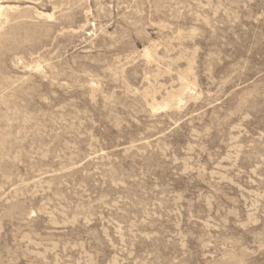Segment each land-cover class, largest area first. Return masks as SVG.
<instances>
[{
    "label": "rangeland",
    "instance_id": "374dc122",
    "mask_svg": "<svg viewBox=\"0 0 264 264\" xmlns=\"http://www.w3.org/2000/svg\"><path fill=\"white\" fill-rule=\"evenodd\" d=\"M0 264H264V0H25Z\"/></svg>",
    "mask_w": 264,
    "mask_h": 264
},
{
    "label": "water",
    "instance_id": "95a60500",
    "mask_svg": "<svg viewBox=\"0 0 264 264\" xmlns=\"http://www.w3.org/2000/svg\"><path fill=\"white\" fill-rule=\"evenodd\" d=\"M25 0H0V33Z\"/></svg>",
    "mask_w": 264,
    "mask_h": 264
},
{
    "label": "bare ground",
    "instance_id": "6f19581e",
    "mask_svg": "<svg viewBox=\"0 0 264 264\" xmlns=\"http://www.w3.org/2000/svg\"><path fill=\"white\" fill-rule=\"evenodd\" d=\"M181 82H183V81H181ZM183 104H184V103H183ZM165 107H166V106H165ZM165 107H164V108H165ZM176 109H177V108H176Z\"/></svg>",
    "mask_w": 264,
    "mask_h": 264
}]
</instances>
